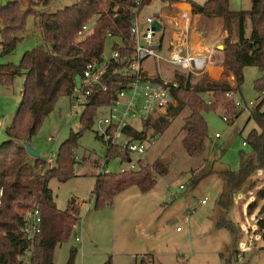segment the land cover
<instances>
[{"label": "trees", "instance_id": "16d2710c", "mask_svg": "<svg viewBox=\"0 0 264 264\" xmlns=\"http://www.w3.org/2000/svg\"><path fill=\"white\" fill-rule=\"evenodd\" d=\"M54 0H21L6 2L0 7V56L11 54L19 36L25 30L26 19L32 16L34 28L38 31L40 45L25 52L17 65L0 64V85L9 86L13 79L23 76L21 100L17 111L6 128L3 129L5 141L0 145V264H21L17 256L27 255L29 264H54L55 248L65 242L79 224V207L70 200L63 211L52 204V194L48 182L52 179L65 182L73 175L74 148L76 139L82 131L93 125V118L99 107L111 104L116 87L121 81L115 77L107 80L105 93L89 97L78 119L81 128L60 145L55 155L54 165L48 168L45 161L31 158L25 151L31 138L36 134L44 119L53 111L58 99L69 98L75 88L74 79L81 76L85 66L99 60L107 39L113 50L121 55L131 53L133 41L129 28L133 20L132 9L136 0H76V2L53 13L36 11L40 6L49 5ZM149 0H142L139 8ZM167 6L180 3L179 0H160ZM193 12L202 18H218L226 37L220 51L222 58L218 63L223 69L222 79L211 80L205 73L197 81L191 82L188 73H173L172 82L163 83L159 77L149 81L166 88L173 99V106L165 117H149L140 124L139 131L125 129L133 139L145 140L150 131L163 132L171 124L175 113L188 110L181 131V147L190 158L201 157L206 150L209 130L204 115L219 111L231 125L241 112L234 96L240 95L243 83L242 71L246 67L264 70V0H251L248 12H232L228 0H205L202 5L192 4ZM249 22V31L246 24ZM86 26L87 31L82 28ZM110 34V38L107 34ZM236 33L237 41L231 42ZM232 77L233 85L227 80ZM253 90L260 94L261 100L248 110V120L257 127L251 128L243 139L244 146L253 154L250 166L235 171H222L226 177L229 192L240 190L255 174H264V76L253 83ZM103 144V140L96 135ZM104 158L109 162L119 157L115 147L105 145ZM240 157L245 154L240 152ZM135 171L126 173H99L95 176L92 191L96 207L109 205L117 194L135 187L145 193L155 185L157 176H165L167 169L160 160L144 163ZM226 191V190H225ZM225 198V197H223ZM264 199V185L255 193L254 201L248 206L250 214ZM32 202L39 208V233L28 237L23 231V213ZM225 205V204H224ZM264 205L259 214L263 213ZM264 238V217L258 220ZM75 250L65 264H71ZM104 264H110L106 261ZM135 264H152L150 256L142 257Z\"/></svg>", "mask_w": 264, "mask_h": 264}, {"label": "rangeland", "instance_id": "374dc122", "mask_svg": "<svg viewBox=\"0 0 264 264\" xmlns=\"http://www.w3.org/2000/svg\"><path fill=\"white\" fill-rule=\"evenodd\" d=\"M9 1L16 0H0V7ZM21 1L25 5L27 0ZM186 1L194 5L205 2ZM228 1L232 12H248L251 6V0ZM75 2L54 0L49 5L36 8V11L53 13ZM166 7L160 0H149L139 10L138 17L159 13ZM170 13L173 11L169 10L167 14ZM32 19V16L27 17L25 30L19 34L22 40L17 43L14 51L7 56H0L1 65H17L25 52L40 45L39 34ZM215 21H211V25L207 24L209 20L198 18L196 28L208 40L211 36L218 38L223 31L220 19ZM246 25L249 31V22ZM170 26L172 29L173 24L167 27ZM143 28L145 25L141 24V30ZM171 29L167 28L164 40ZM172 31L170 37L173 39ZM157 38L158 35L154 40ZM222 41L223 38L218 41V45L222 46ZM235 41L231 37V42ZM114 42L118 43L113 39L106 40L104 55L111 53ZM210 50L211 60L204 73L215 80L223 72L218 64L222 58L221 49L206 43L193 52V57L204 56ZM145 65L150 73L158 75L165 82H172V73H180L177 67L164 63L158 64V73L157 64L154 65L152 60ZM242 75L241 93L234 96L235 102L241 104V112L236 120L227 125L222 121L219 111L204 115L209 138L201 157L190 158L181 147V127L189 113L187 109L178 110L165 131H150L144 140L146 153L142 163L151 164L160 160L167 174L157 176L154 187L148 192L142 193L131 187L114 196L111 203L103 207H96L91 195L98 174L95 165H100L105 156V146L96 138V135H100L96 125L100 115L97 113L92 127L82 131L76 139L73 175L65 182L55 179L48 182L52 204L58 211H63L70 200L81 203L79 224L72 235L55 248L53 263L65 264L73 249L71 264H104L106 261L110 264H135L142 257L150 255L152 264H264V238L257 223L264 217V211L259 214L264 199L250 214L247 213L256 191L264 185V174L256 170L245 186L229 192L226 189V177L221 173L226 170L235 171L253 163V154L242 146L245 135L253 128L244 105L253 103L254 106L260 102L261 96L253 90V83L264 76V70L246 67ZM23 80V76H18L9 86L0 85V121L4 119L3 128H0V145L5 141L3 129L11 123L20 103ZM68 109L69 99H58L53 111L29 141L28 147L38 153V158L45 161L51 153L56 155L70 134L79 132L81 126L78 120L66 119ZM261 110L264 111V102ZM131 125L140 130L139 123ZM214 134L220 138H213ZM124 140L121 137L119 142L123 143ZM151 140L154 141L153 145H150ZM240 152L245 155L240 157ZM121 168H127V165H120L114 159L108 162L105 172L117 173ZM202 200H206L205 204H201ZM186 217L187 222L184 223ZM177 227H180V231H176ZM75 237L80 242H76Z\"/></svg>", "mask_w": 264, "mask_h": 264}, {"label": "built area", "instance_id": "2783aa9c", "mask_svg": "<svg viewBox=\"0 0 264 264\" xmlns=\"http://www.w3.org/2000/svg\"><path fill=\"white\" fill-rule=\"evenodd\" d=\"M141 1L136 0V7L132 9L133 20L129 28L133 41L131 53L121 55L117 50L111 49L109 55H104L102 51L99 60L88 63L79 76V88H74L72 95L68 98L69 109L66 114L67 120H78L88 103L89 97L96 93L106 92L108 79L113 76L121 80L116 87L111 104L98 108L97 113L100 117L96 121L100 132L99 136L104 144L117 148L120 156H127L124 161L119 157L116 158L120 165H127V168L119 170L120 173L137 170L140 166L139 163L144 165L142 162L146 153L144 140L133 139L124 130L139 131L131 124L134 122L141 124L149 117H165L174 103L166 88L149 81V78L159 76L148 71L147 65H145L147 61L152 60L154 65L157 64L158 73L160 72L159 63L177 67L181 73L190 74V81L193 83L204 74L211 60V52H207L204 56L193 57L194 50L189 36V24H180L178 17L172 18V24L175 28L171 33L174 34L173 39L169 36L164 40L165 26L163 20L165 17L159 13H153L144 18H139ZM141 24L145 25L142 30ZM155 26H158L157 30L154 28ZM87 29L84 26L82 31L85 32ZM156 35L158 38L155 41ZM107 37L110 38L109 33ZM118 45L125 49L119 40ZM159 79L164 84L170 83L163 81L160 77ZM236 105L241 108L240 103L236 102ZM252 106L253 103H248L247 106L244 105V109L248 111ZM222 121L226 123L227 118L223 116ZM3 123L4 119L0 121V127L3 126ZM253 128L257 130L254 125ZM214 136L216 139L219 137L218 134ZM121 137L125 138L123 143L119 142ZM153 144L154 141L151 140L150 145ZM74 159L76 161V156ZM54 160L55 155L51 153L45 160L48 168L53 167ZM107 164L108 161L104 158L100 165H96L98 174L107 173L105 172ZM1 200L2 190L0 189V205ZM205 201L202 200L201 204H205ZM75 205L79 207L81 203L75 202ZM22 221L23 231L28 237L39 233L40 216L36 202H32L30 207L24 211ZM183 222H187V217L183 219ZM176 231H180V227H177ZM75 241L78 242L79 238L75 237ZM17 261L21 264H29L28 256H17Z\"/></svg>", "mask_w": 264, "mask_h": 264}, {"label": "crops", "instance_id": "0c3cea01", "mask_svg": "<svg viewBox=\"0 0 264 264\" xmlns=\"http://www.w3.org/2000/svg\"><path fill=\"white\" fill-rule=\"evenodd\" d=\"M179 1H180V3L169 5L165 9H162L161 12H159V14H161L165 17V19L163 20V23L165 26V35H166L167 28H168V30L171 29V26H170V28L167 26H169V24L172 23V18L178 17V22L180 24L181 23L189 24V34H190L189 36H190V41L192 44V49L194 51H198L200 49V46H202L206 43H210V47L214 46V47L218 48L220 46V45H218V41L221 38L224 39L226 37L225 33L222 32L221 36L218 38H214L211 36L210 40H208L207 36L204 33H201V31L197 30V28H196V23L198 22V18H201V16L194 14L192 2H189L186 0H184L185 2L181 1V0H179ZM169 10H172L173 13L167 14ZM174 14H177V16H173ZM204 19L209 20V22L207 24H209V23L211 24V21H213L215 23L216 22L215 20H217L218 18H204ZM211 28H212V26H211ZM172 29H173V27H172ZM172 29L169 31L167 37L170 36V32L172 31ZM231 37L232 38L234 37L235 40L237 41V34L236 33H234V36H231ZM209 52H211V50ZM216 74H218V73H216ZM222 78H223V76L221 74V76L220 77L218 76V78L215 80H219ZM227 80L230 81L231 85H233L232 77H228ZM246 112H247V116H248V111H246ZM0 128H3V126ZM214 135H213V138H215ZM219 138L220 137H218L217 139H219ZM78 242H80V241H78ZM150 257H151V255H150ZM151 259H152V257H151ZM152 263H153V260H152Z\"/></svg>", "mask_w": 264, "mask_h": 264}, {"label": "water", "instance_id": "95a60500", "mask_svg": "<svg viewBox=\"0 0 264 264\" xmlns=\"http://www.w3.org/2000/svg\"><path fill=\"white\" fill-rule=\"evenodd\" d=\"M154 28L157 30L158 26H155ZM218 48L222 49V46H219ZM79 80H80L79 76H76L74 79V84H75L76 89H78L80 86ZM25 151L31 158L37 159L39 157L38 153L36 151L32 150L28 146L25 147Z\"/></svg>", "mask_w": 264, "mask_h": 264}]
</instances>
